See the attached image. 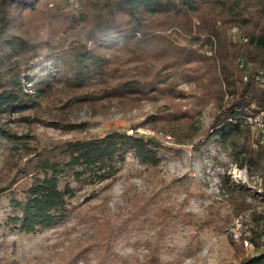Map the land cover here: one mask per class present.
<instances>
[{
    "label": "trees",
    "instance_id": "16d2710c",
    "mask_svg": "<svg viewBox=\"0 0 264 264\" xmlns=\"http://www.w3.org/2000/svg\"><path fill=\"white\" fill-rule=\"evenodd\" d=\"M48 1L0 0V151L11 161L29 156L27 168L20 170L29 183L19 198L10 197L4 219L13 230L30 234L64 223L75 209L72 184L104 183L101 188H105L117 177L127 155L144 166L156 167L160 162L158 144L136 133L112 131L38 149L28 134L5 126L13 114L18 121H31L24 112L37 108L57 83L94 87L106 96L119 97L148 95L160 87L159 91L173 93L177 83H192L200 104L223 80L231 99L209 134L218 144L244 133L246 112L264 111V88L254 81L264 68V0H54L60 6L49 8V17L56 18L59 9L66 12L61 14L64 32L73 34L68 41L64 32L56 35L59 28L41 21L32 30L14 31L12 9L34 15L37 5ZM71 1L78 2L74 10H69ZM81 24L84 31H79ZM169 26L181 27L191 44L201 41V36L209 42L213 37L217 49L206 58L194 47L177 45L155 31ZM234 26L243 31L246 41L228 37L226 31ZM214 94L221 95V89ZM149 120L157 122L158 117ZM236 154L237 167L258 166V156L246 148ZM233 191L246 193L234 187ZM256 196L264 197V191ZM250 241L255 252L238 264H264V229L253 230ZM162 242L148 248L139 264H163ZM111 248L97 264H117Z\"/></svg>",
    "mask_w": 264,
    "mask_h": 264
},
{
    "label": "rangeland",
    "instance_id": "374dc122",
    "mask_svg": "<svg viewBox=\"0 0 264 264\" xmlns=\"http://www.w3.org/2000/svg\"><path fill=\"white\" fill-rule=\"evenodd\" d=\"M70 3L69 10L78 7V2ZM56 5L60 6L54 0L41 2L34 15L12 9V28L32 30L41 21L59 28L56 35L61 37L66 28L61 14L66 12L59 9L56 18L49 17L48 9ZM84 27L81 24L79 31ZM233 28L237 27L226 31L232 39ZM155 31L177 45L194 47L206 58L217 49L213 37L209 42L201 36V41L191 44L190 35L179 26ZM72 35L64 32L63 38L68 41ZM248 73L249 68L243 80ZM214 86L209 98L198 104L199 93L192 83H177L173 93L161 92L160 87L148 95L128 97L57 83L37 108L24 112L31 121H18L16 114L5 120L12 131L28 134L38 149L112 131L136 133L158 144L160 162L156 167L144 166L127 155L117 177L105 188H101L104 183L72 184L75 209L68 220L53 229L24 234L4 225V219L10 197L19 198L29 183L20 173L29 156L11 161L0 151V264H97L109 247L116 254L115 263L139 264L148 248L160 241L165 244L160 255L163 264H238L253 254L252 231L264 229V197L256 196L264 191L262 150L249 127L227 144L209 136L231 99L223 80ZM216 88L221 95L214 94ZM151 116L158 121H150ZM242 147L258 156L256 168L235 165ZM233 187L247 194L242 196Z\"/></svg>",
    "mask_w": 264,
    "mask_h": 264
},
{
    "label": "bare ground",
    "instance_id": "6f19581e",
    "mask_svg": "<svg viewBox=\"0 0 264 264\" xmlns=\"http://www.w3.org/2000/svg\"><path fill=\"white\" fill-rule=\"evenodd\" d=\"M242 41H246V39L242 36ZM264 71V68H262L255 76H254V81L258 87L262 88V75H260ZM258 115H262V112H246L243 115L244 119V124L249 127L253 133L255 134V138L257 141L258 138V129L257 127L264 126V117H260V120H257ZM260 149L262 150V165H264V140H258V143H256ZM264 168V167H262ZM264 170V169H262ZM249 242L244 241V245L248 246ZM251 244V243H250ZM251 246V245H250Z\"/></svg>",
    "mask_w": 264,
    "mask_h": 264
},
{
    "label": "built area",
    "instance_id": "2783aa9c",
    "mask_svg": "<svg viewBox=\"0 0 264 264\" xmlns=\"http://www.w3.org/2000/svg\"><path fill=\"white\" fill-rule=\"evenodd\" d=\"M232 35H233L234 40L242 41V33L238 28L232 29ZM244 66L245 65L243 63V67ZM260 75H262V88H264V71H262ZM260 117H264V111H262V115H258L257 120H260ZM257 129H258V138L256 142L258 143V140H264V126H261L260 124V127H257Z\"/></svg>",
    "mask_w": 264,
    "mask_h": 264
}]
</instances>
